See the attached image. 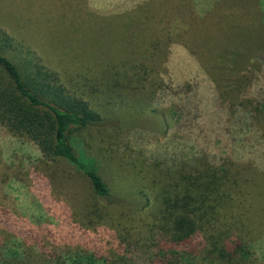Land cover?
<instances>
[{
  "label": "rangeland",
  "instance_id": "1",
  "mask_svg": "<svg viewBox=\"0 0 264 264\" xmlns=\"http://www.w3.org/2000/svg\"><path fill=\"white\" fill-rule=\"evenodd\" d=\"M0 29L115 125L72 141L116 196L150 194L165 158L228 165L264 264V0H0ZM139 200L98 203L70 163L0 124V264H155Z\"/></svg>",
  "mask_w": 264,
  "mask_h": 264
},
{
  "label": "trees",
  "instance_id": "2",
  "mask_svg": "<svg viewBox=\"0 0 264 264\" xmlns=\"http://www.w3.org/2000/svg\"><path fill=\"white\" fill-rule=\"evenodd\" d=\"M111 123L72 94L34 50L0 29L1 125L36 143L46 159L70 163L89 181L98 203L124 206L139 195L136 205L153 215L155 264H259L242 220L233 214L238 180L228 165H216L208 153L173 162L165 158L170 176L150 194L130 190L116 196L72 141L86 129H114Z\"/></svg>",
  "mask_w": 264,
  "mask_h": 264
}]
</instances>
